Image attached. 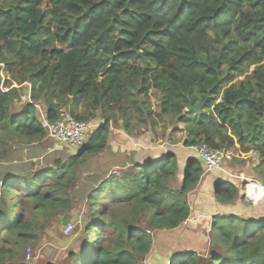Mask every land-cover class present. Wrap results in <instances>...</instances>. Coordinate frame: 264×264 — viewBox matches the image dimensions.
Listing matches in <instances>:
<instances>
[{
  "label": "trees",
  "instance_id": "trees-1",
  "mask_svg": "<svg viewBox=\"0 0 264 264\" xmlns=\"http://www.w3.org/2000/svg\"><path fill=\"white\" fill-rule=\"evenodd\" d=\"M11 1L0 0V66L10 78L4 89L11 80L28 83L32 98L46 103L50 123L59 119L60 106L76 120H102L87 143L66 160L30 178L17 176V165L4 172L1 190H16L13 185L22 178L18 199L24 197L35 212L70 202L64 196L80 179V166L108 148L116 115L126 132L139 127L152 134L153 141L158 126L165 132L175 128L174 133L182 125L188 137L185 147L204 143L235 157L254 151L264 159V0H16L5 7ZM43 4L49 11L42 10ZM60 13L66 16L62 21ZM56 21L58 29L52 32ZM156 38L157 44L147 47ZM142 55L154 66L136 65ZM153 86L160 88L158 111L150 99ZM10 91L0 89V138L43 139L34 106L13 113ZM189 102L203 105L202 113H184ZM177 172L176 155L167 154L110 174L92 189L86 195L91 216L84 240L68 253L72 264H137L144 258L152 240L139 223L146 218L152 230L170 231L189 217L186 197L196 189L203 170L197 159H188L178 190L173 183ZM214 195L216 202L228 204L238 190L222 182ZM98 196L109 198L110 205H126L129 214L107 221L105 204L97 221ZM25 204L20 200L18 215L3 194L0 264L7 242L13 240L16 246L35 239L27 232ZM103 229L115 234L112 246L100 239ZM93 232L99 234L89 237ZM211 232L222 245L221 254L211 253L201 261L196 252L187 251L169 264H264V221L214 216Z\"/></svg>",
  "mask_w": 264,
  "mask_h": 264
},
{
  "label": "rangeland",
  "instance_id": "rangeland-1",
  "mask_svg": "<svg viewBox=\"0 0 264 264\" xmlns=\"http://www.w3.org/2000/svg\"><path fill=\"white\" fill-rule=\"evenodd\" d=\"M16 1V0H15ZM15 1L9 2L5 7H10L15 5ZM42 10L49 11L47 4H43ZM65 14L60 13L58 20L62 21ZM58 21L51 27L52 32L58 29ZM158 38L154 41L147 43V47L155 45L158 42ZM149 51L151 50L148 48ZM136 65L141 67H153L154 62L147 55H142L135 62ZM0 89L3 91H10V107L11 111L15 114H20L22 108L31 104L34 106L35 115L40 123L46 119L45 115L47 112V105L42 98L34 100L32 98L31 87L28 83L19 84L17 80H11V85L7 89H4V82L10 80L7 77L6 73L2 71L3 66H0ZM160 96V88H155L154 86L150 89V99L152 102V107L158 111V101ZM62 105V104H60ZM59 112H68L64 106L59 107ZM81 111V110H80ZM83 112V111H81ZM84 113V112H83ZM81 113V114H83ZM185 113V112H184ZM84 122H91L95 126L99 127L102 120H85ZM110 127L113 130L120 129L123 130L125 135H118L122 138L120 144L116 142L113 138V135H110L108 148L100 156H93L87 163L93 159L97 165L92 166L88 172L82 173L80 166L79 180L76 185L71 187L65 194L64 199H69L70 202L66 206L53 204L49 206L44 213H37L33 208L32 204H29L28 201L22 197L18 199L20 195L18 185L24 179L23 177L28 176L30 178L38 169L41 167L45 169L46 167L54 166L56 161H64L69 156L56 157V158H47L52 151H58L64 154H69L71 152H77L79 149H72L65 144H57L50 139L48 134L45 132V136L41 140H26L14 138L13 135H3L0 138V210L1 204L3 201V194L5 199H10L11 203L15 205L14 211L18 215H22L20 211V200L25 205V216L24 220L29 224L28 233L35 237L34 240L27 241L26 243H20L18 245H12L13 240L7 242L5 245V253L2 257V264H72V261L68 258V253L74 251L84 240L83 229L87 226L90 221V210L89 203L86 200V195L94 188H87V181L90 177L92 171H95L97 174H100V170H103L104 166H107V159L112 158L111 155H128L136 153L137 151H143L147 148L153 150H166V146H172L173 152L176 150H184L187 154H192L193 150L190 147L183 146V141L188 139L186 133L183 131L182 125H177L178 132H174L175 128L169 127L166 132L162 129V126H158L157 129V140L153 141V136L146 130L141 128L132 127L131 133H128L123 128V122L116 115L115 119L110 123ZM117 143V146L115 145ZM114 144V148L111 146ZM171 143V144H170ZM175 146V148H174ZM113 149V150H111ZM160 150V151H161ZM129 152V153H128ZM232 153V152H231ZM70 155V154H69ZM75 155V154H74ZM133 155V154H132ZM233 159L230 163V169L233 170V173L241 176L243 178L256 181L261 185H264V159L259 155V153L254 151H249L245 156H237L234 154ZM114 158H112L113 160ZM117 161V159L115 160ZM201 164V160H197ZM227 164V165H228ZM10 165H17L18 171L16 172L17 176H20L21 180L15 182L13 185L16 190H1L2 183L6 179L4 172L11 168ZM10 167V168H9ZM110 174H119L117 170H111ZM25 175V176H24ZM179 177V176H178ZM181 178L176 179L174 186H179ZM89 185V184H88ZM90 186V185H89ZM96 187V186H95ZM97 188V187H96ZM86 189V194L83 195V190ZM2 191V192H1ZM3 193V194H2ZM104 196H98L96 203L98 207L94 209V216L96 220L100 221L102 205H107V212L105 218L107 221H110L112 218H125L129 214V209L126 205L122 204H108L109 198L104 199ZM5 206L8 205V202H4ZM67 225L72 226V230L66 236L64 235V228ZM137 227L141 228L145 232L149 230V236L152 240L151 251L142 259L138 261L137 264H169L170 258L175 255L177 252L175 244L179 245L180 235L178 232H159L154 231L146 225V218L142 223H139ZM100 239L106 246H112L115 242L116 236L111 230H100ZM99 232V231H98ZM98 232H93L89 237L93 238ZM0 233L1 230H0ZM147 233V232H146ZM182 239V246L184 248H189L187 246H195L193 243L192 237L189 233H185ZM95 241V240H94ZM202 246V244H198ZM199 255L205 254L203 251H198Z\"/></svg>",
  "mask_w": 264,
  "mask_h": 264
},
{
  "label": "crops",
  "instance_id": "crops-1",
  "mask_svg": "<svg viewBox=\"0 0 264 264\" xmlns=\"http://www.w3.org/2000/svg\"><path fill=\"white\" fill-rule=\"evenodd\" d=\"M64 112V111H63ZM67 112V111H66ZM68 113V112H67ZM69 114V113H68ZM46 117V115H45ZM46 120V119H45ZM96 125V129H97ZM110 135H113V138L116 142H121L122 138L118 135H125L124 131L120 129L113 130L110 127ZM109 135V136H110ZM51 139V138H50ZM52 140V139H51ZM53 141V140H52ZM55 142V141H54ZM115 142V143H116ZM57 143V142H55ZM60 144V143H57ZM171 144V143H170ZM117 146V143L115 144ZM111 146L114 148V144ZM166 150H153V149H145L143 151H137L136 153L128 154L126 156L124 155H111L112 158L107 159V166H104L103 170H100V174H97L94 169L88 178L87 181V188H91L94 186L93 189H97L100 185V183L106 179L110 175V171L117 170L119 172L126 171L131 168L136 163H151L159 161L160 159L164 158L167 154H175L178 161V172H177V179L183 177V173L185 170L186 161L188 159H197L195 151L193 150L192 154H187L184 150H175L173 152L172 146L169 145L166 146ZM175 148V146H174ZM113 150V149H111ZM161 150V151H160ZM129 153V152H128ZM70 154V155H69ZM69 154H64L58 151H52L50 155H48L47 158H56V157H63L71 156L76 154V152H71ZM117 159V161H115ZM97 160L93 162V159L90 162H86V164L82 165L81 172L86 173L90 169H92V166L97 165ZM122 165H125L122 167ZM201 168L203 170V173L200 177L199 183L196 187V189L192 192H190L187 197L186 201L190 209L189 217L176 229L170 230L167 232H178L180 235V243L179 245L175 244L176 248V254L173 255L170 258V262L175 257L183 255L187 251H194L198 253V251H203L205 254L199 255L201 261H206V259L209 257L211 253H222V245L215 243L212 238V232H211V225H212V219L214 216L219 215H233L242 219H251L256 222L264 221V199L259 201L255 205H250L245 203L242 199L239 197V192L241 190V185H239L238 180L236 177H241L233 173V170L230 169V165H224V171H211L206 172L203 167V163L201 162ZM42 169L41 167H38L37 170ZM179 176V177H178ZM232 176V177H230ZM222 182H228L231 185L235 186L238 190V197L236 200L228 203V204H220L216 202L215 195H214V189L217 187L218 184ZM90 186H89V185ZM97 188H96V187ZM175 189L180 188L179 186H174ZM146 225L147 221H146ZM149 227V226H148ZM150 228V227H149ZM149 231V230H147ZM146 231V232H147ZM161 232V231H159ZM164 232V231H162ZM185 233H189L190 237H192L193 243L195 246H187L189 248H184L185 246H182V239L183 236H185ZM202 244V246H198V244Z\"/></svg>",
  "mask_w": 264,
  "mask_h": 264
},
{
  "label": "built area",
  "instance_id": "built-area-1",
  "mask_svg": "<svg viewBox=\"0 0 264 264\" xmlns=\"http://www.w3.org/2000/svg\"><path fill=\"white\" fill-rule=\"evenodd\" d=\"M41 125L53 141L65 144L72 149H81L87 143L89 136L96 130V126L91 122L76 120L70 114L63 111L60 112L59 119L55 123H50L46 119L42 121ZM190 148L195 151L197 157L202 161L206 172L221 171L224 169V165H227L233 159L230 151L211 149L204 143L191 146ZM236 179L239 185H241L239 197L245 203L255 205L264 199L263 185L243 177H236ZM249 182L255 186L254 195L249 193ZM71 230L72 226L67 225L63 230L64 235L67 236Z\"/></svg>",
  "mask_w": 264,
  "mask_h": 264
},
{
  "label": "water",
  "instance_id": "water-1",
  "mask_svg": "<svg viewBox=\"0 0 264 264\" xmlns=\"http://www.w3.org/2000/svg\"><path fill=\"white\" fill-rule=\"evenodd\" d=\"M202 107H203V105H199L198 107H193L191 102H189V105L184 112L185 113H191L192 112L196 115H200L202 113ZM214 191H215V189H214Z\"/></svg>",
  "mask_w": 264,
  "mask_h": 264
},
{
  "label": "bare ground",
  "instance_id": "bare-ground-1",
  "mask_svg": "<svg viewBox=\"0 0 264 264\" xmlns=\"http://www.w3.org/2000/svg\"><path fill=\"white\" fill-rule=\"evenodd\" d=\"M248 189L250 190V194L252 195H254V193H255V186L253 185V183H251V182H249V186H248Z\"/></svg>",
  "mask_w": 264,
  "mask_h": 264
}]
</instances>
